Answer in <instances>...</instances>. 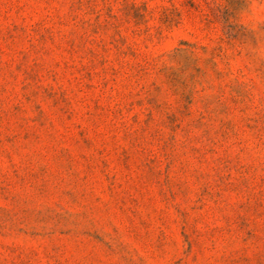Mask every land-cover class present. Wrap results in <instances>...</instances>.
<instances>
[{
	"label": "rangeland",
	"instance_id": "374dc122",
	"mask_svg": "<svg viewBox=\"0 0 264 264\" xmlns=\"http://www.w3.org/2000/svg\"><path fill=\"white\" fill-rule=\"evenodd\" d=\"M0 264H264V0H0Z\"/></svg>",
	"mask_w": 264,
	"mask_h": 264
}]
</instances>
